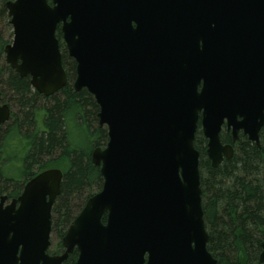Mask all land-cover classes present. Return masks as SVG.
<instances>
[{
	"label": "water",
	"instance_id": "water-1",
	"mask_svg": "<svg viewBox=\"0 0 264 264\" xmlns=\"http://www.w3.org/2000/svg\"><path fill=\"white\" fill-rule=\"evenodd\" d=\"M132 0H14L7 3L13 41L6 62L44 96L68 82L59 40L61 26L76 61V91L87 89L100 107L108 143L92 154L103 188L86 203L63 238V255H50L52 210L64 174L50 169L29 181L18 199L0 197V264H63L77 248V264H218L208 251L200 153L199 113L213 167L231 159L220 131L225 118L260 144L264 124V0H183L173 7H144ZM171 16L215 25L224 41L217 62L200 49L177 55L156 24ZM216 51V52H214ZM215 53V54H214ZM202 80H224L223 112L198 93ZM257 112V115H256ZM12 110L0 92V131ZM256 122V125H254ZM235 139L237 137L235 136ZM106 216V223L103 218ZM259 261L264 264V245Z\"/></svg>",
	"mask_w": 264,
	"mask_h": 264
},
{
	"label": "trees",
	"instance_id": "trees-1",
	"mask_svg": "<svg viewBox=\"0 0 264 264\" xmlns=\"http://www.w3.org/2000/svg\"><path fill=\"white\" fill-rule=\"evenodd\" d=\"M0 0V92L12 116L0 131V196L17 198L24 185L39 173L59 169L64 177L52 210L50 254L64 251L62 240L87 201L103 188L100 167L92 154L108 143L100 126V107L87 90L76 91V61L69 55L61 26L60 43L67 85L44 96L6 62L5 49L13 40L7 3ZM51 3V0H48ZM228 142L230 137H222ZM207 139L196 133L208 250L218 264H261L264 245V131L260 145L242 136L234 156L216 168L207 157ZM106 216L103 223H106ZM50 248V250H51ZM77 253L65 264H73Z\"/></svg>",
	"mask_w": 264,
	"mask_h": 264
},
{
	"label": "flooded vegetation",
	"instance_id": "flooded-vegetation-1",
	"mask_svg": "<svg viewBox=\"0 0 264 264\" xmlns=\"http://www.w3.org/2000/svg\"><path fill=\"white\" fill-rule=\"evenodd\" d=\"M131 2L133 4L138 5V6H144V7H173V6H178V5L183 4L184 1L183 0H132ZM191 20L192 19L189 17H179V18L174 19L173 17L168 16L163 21L158 22L156 24V28H158V30L160 32H163L170 37L172 44H173V47H174V50L176 51L178 56L179 55L186 56L192 47L196 48L198 46L200 49L201 60L208 64L211 60H213V57L212 56L210 57V54H211V51H213L212 48H214V46H216L217 52L216 51H214V52H216L217 62H218L221 51L224 48V41H223V39L222 40L219 39V32H217V40H215V38L213 39V35H214L213 30L215 28V25H212V26L203 25V26H201V25L191 24L190 23ZM221 45L223 48H221ZM217 84H218V89H217L218 100L217 101L215 99V96L209 97V94H213L215 92V89H212V86L208 87L209 84L205 83V80H202L200 82V84L197 87V91H198V93H201V94L203 92L205 93V96H204L205 100L208 99V100H210V102L216 101L215 103H217V106L220 109H222L223 112H225V111H233V112L234 111H240V112L244 113L248 109L247 108L249 106V105H247L248 103L233 104L232 102H229V103L225 104V100L223 99V97H224V80L222 81V83L218 81ZM256 115H257V112H256ZM203 117H204V111L199 113L197 133L203 134V126H202ZM243 119L244 118L241 115H237L235 123H231L228 118H225L224 122L222 124V127H221V131H220L221 141H222L223 145L231 146L234 153H235L236 146H237V144L240 141V138L242 136L247 137L249 139L248 133L243 128H240V129L236 128V124H239L240 122H242ZM254 125H256V122H254ZM263 131H264V124L260 129L259 136L262 135ZM235 136L237 137V139H235ZM222 137H230V140L228 142L223 141ZM233 156H234V154H233ZM207 157H208V155H207ZM224 160H226V158ZM211 164H212V162H211ZM32 179H30L29 181H31ZM26 184L24 185L22 192L18 195L17 198H14V199L8 198V200L5 202L6 205L10 204L12 201L18 199L19 196L22 195V193L24 192ZM0 197H2V196H0ZM207 249H208V246H207ZM65 250L66 249L64 248L63 253H61L60 255H63L65 253ZM75 252L77 253V256L75 257L73 264H77V262L79 260V251L77 250V248L74 250L73 253H75ZM50 255H56V254H50ZM211 255L213 256L212 253H211ZM69 257H70V255H69ZM69 257H68V259H69ZM68 259H67V261H68ZM66 262H64L63 264H65Z\"/></svg>",
	"mask_w": 264,
	"mask_h": 264
},
{
	"label": "rangeland",
	"instance_id": "rangeland-1",
	"mask_svg": "<svg viewBox=\"0 0 264 264\" xmlns=\"http://www.w3.org/2000/svg\"><path fill=\"white\" fill-rule=\"evenodd\" d=\"M13 41V40H12ZM12 43V42H11ZM10 43V44H11ZM55 240L52 238V241L51 242H54ZM56 242V241H55ZM51 248V247H50ZM55 250V247H52L50 251H54Z\"/></svg>",
	"mask_w": 264,
	"mask_h": 264
}]
</instances>
